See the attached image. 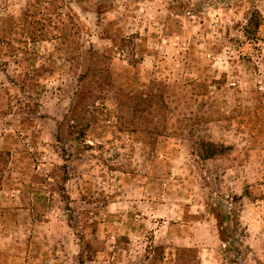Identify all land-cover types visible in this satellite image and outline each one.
Segmentation results:
<instances>
[{
  "label": "rangeland",
  "instance_id": "obj_1",
  "mask_svg": "<svg viewBox=\"0 0 264 264\" xmlns=\"http://www.w3.org/2000/svg\"><path fill=\"white\" fill-rule=\"evenodd\" d=\"M13 251L264 264V0H0Z\"/></svg>",
  "mask_w": 264,
  "mask_h": 264
},
{
  "label": "crops",
  "instance_id": "obj_2",
  "mask_svg": "<svg viewBox=\"0 0 264 264\" xmlns=\"http://www.w3.org/2000/svg\"><path fill=\"white\" fill-rule=\"evenodd\" d=\"M8 257L7 264H39L38 256L27 251H13Z\"/></svg>",
  "mask_w": 264,
  "mask_h": 264
},
{
  "label": "trees",
  "instance_id": "obj_3",
  "mask_svg": "<svg viewBox=\"0 0 264 264\" xmlns=\"http://www.w3.org/2000/svg\"><path fill=\"white\" fill-rule=\"evenodd\" d=\"M252 25L256 28L257 26H259V21H258V22H257V21L254 22V24H252ZM248 30H249V28H248ZM250 33H253L252 30L250 31ZM213 154H214V153H213ZM210 157H211V156H210Z\"/></svg>",
  "mask_w": 264,
  "mask_h": 264
}]
</instances>
